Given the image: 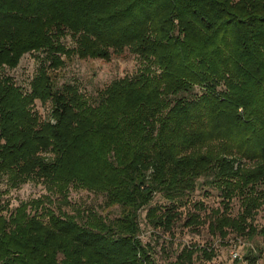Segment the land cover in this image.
I'll list each match as a JSON object with an SVG mask.
<instances>
[{
  "label": "trees",
  "instance_id": "obj_1",
  "mask_svg": "<svg viewBox=\"0 0 264 264\" xmlns=\"http://www.w3.org/2000/svg\"><path fill=\"white\" fill-rule=\"evenodd\" d=\"M124 50L139 61L134 74L93 93L54 77L70 57ZM30 52L37 64L21 94L3 70ZM35 100L49 101V121L29 112ZM1 178L7 188L35 180L64 203L74 185L118 214L52 208L50 194L13 208L0 201V264L210 260L211 247L184 244L157 262L138 236L142 209L151 229L169 231L200 179L222 197L208 232L258 235L260 246L242 253L255 264L264 251V226L252 224L264 207V0H0ZM156 194L162 203H151ZM202 222L188 212L183 224Z\"/></svg>",
  "mask_w": 264,
  "mask_h": 264
},
{
  "label": "rangeland",
  "instance_id": "obj_2",
  "mask_svg": "<svg viewBox=\"0 0 264 264\" xmlns=\"http://www.w3.org/2000/svg\"><path fill=\"white\" fill-rule=\"evenodd\" d=\"M66 44L70 45L71 41L68 37L65 38ZM37 52L24 53L17 65L3 72L12 77L14 85L19 88L21 94L29 92L28 82L36 68ZM139 66V61L135 55L127 50L121 54L111 56L109 60L98 58L78 59L73 56L65 60L64 66L55 72V79L59 82L70 81L74 82L80 91L85 95L93 93L95 90L103 88L112 79L122 76H131ZM29 112L35 114L39 121H49L50 103L48 100H35L28 106ZM201 179L197 187L190 194L181 199V204L177 207L180 212L170 227L169 231L153 230L145 224L143 216L144 209L139 212V238L141 242H150L152 247V257L157 262H163L168 258L173 257L175 250L182 245L191 244L197 246H208L212 248L213 256L210 260H205L199 256L198 252L194 255L193 264H231L233 259H237V264H245L242 260V253L246 249H252L260 246L261 239L258 235H253L249 239L235 236L229 232L225 238H219L212 235L207 230V221L209 218L210 209L221 210V195L215 186L202 185ZM48 194V195H47ZM51 196L53 203L52 208L59 207L62 210L72 212L74 208L81 210L82 208H92L101 216L111 219L118 214V208H107L103 206L104 196L99 193H93L83 188L69 185L66 192L67 203H64L60 198L61 195L49 192V189L42 183L28 179L16 187H6L4 178L0 179V201L6 202L8 208H13L20 201ZM57 197V198H54ZM164 200L159 195H154L152 204L162 203ZM200 201L202 209L194 206V203ZM151 204V205H152ZM228 213L234 216L239 210V204L236 198H232L229 203ZM188 212H197L203 218L202 224L192 227L183 224ZM42 221H45L43 219ZM252 224L259 228L264 226V207L257 209ZM162 246V247H160ZM237 252L239 257H232V252ZM255 264H264V251H261L255 260Z\"/></svg>",
  "mask_w": 264,
  "mask_h": 264
},
{
  "label": "built area",
  "instance_id": "obj_3",
  "mask_svg": "<svg viewBox=\"0 0 264 264\" xmlns=\"http://www.w3.org/2000/svg\"><path fill=\"white\" fill-rule=\"evenodd\" d=\"M232 257H239V254L237 252H232Z\"/></svg>",
  "mask_w": 264,
  "mask_h": 264
}]
</instances>
